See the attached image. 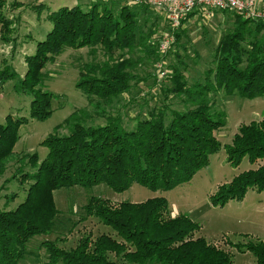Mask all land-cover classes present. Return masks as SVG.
<instances>
[{"label": "trees", "instance_id": "1", "mask_svg": "<svg viewBox=\"0 0 264 264\" xmlns=\"http://www.w3.org/2000/svg\"><path fill=\"white\" fill-rule=\"evenodd\" d=\"M97 6L90 11L73 7L50 12L51 30L25 60L20 89L32 96L31 119L44 121L52 113L51 95L39 89L46 65L65 48H88L92 55L99 50L104 58L81 66L76 88L87 105L70 113L41 143L47 148L46 157L17 156L16 162L31 165L32 183L16 209L0 210V264H20L34 256L31 240L56 228L60 212L55 191L102 184L122 193L138 184L166 192L189 182L221 148L215 133L225 126V118L213 110L215 92L245 99L264 96V21L234 12V26L219 38L204 81L186 85L176 71L170 76L173 92L183 96V109L152 107L135 119L133 128L125 129L119 103L137 84L132 54L137 49L150 53L147 39L155 28L150 23L145 35L148 19L140 22V14L146 13L147 5H137L133 11L124 6L117 15L109 7L97 11ZM0 26L1 32L10 31L1 7ZM9 77L8 73L3 80ZM26 122L8 115L0 125V178L14 158L18 130ZM62 129L65 134H60ZM224 149L230 165H239L246 156L256 168L220 185L210 198L213 207L243 201L250 189L264 192V119L241 125ZM82 211L67 235L89 219L99 229L95 234L83 232L73 247L62 246L67 241L64 235L41 242L39 248L46 253L43 264H232L229 252L195 236L199 227L190 219L171 216L165 198L115 205L90 197ZM236 246L250 252L255 264H264L263 241Z\"/></svg>", "mask_w": 264, "mask_h": 264}, {"label": "rangeland", "instance_id": "2", "mask_svg": "<svg viewBox=\"0 0 264 264\" xmlns=\"http://www.w3.org/2000/svg\"><path fill=\"white\" fill-rule=\"evenodd\" d=\"M94 5H98L95 7L97 11L109 7L114 15L124 6L131 11L138 7L121 0H0L1 12L9 20L10 26L8 32H1L0 26V125L4 124L8 115L27 120L18 130L14 158L0 178V210L16 209L24 201L32 183L28 176L33 172L31 165L27 161L16 162L17 156L36 154L38 160L46 157L47 148L41 143L70 113L87 105L85 96L76 88L81 66L104 58L99 50L92 55L88 48H65L53 62L46 65L39 89L51 95L52 113L44 121L31 119L32 96L20 89V81L27 70L25 60L34 54L37 43L43 41L51 30V23L47 19L50 12L73 7L90 11ZM233 17L232 10H197L177 26H172L167 16L149 6L146 13L140 14V22L148 19L144 27L145 35L148 36L150 23L154 24L152 28L155 30L154 35L147 39L151 46L146 50L150 53L145 54L137 49L132 54L136 62L137 84L129 93L121 96L119 103V118L125 129L133 128L135 119L152 107L159 110L166 107L167 111L183 109L180 103L183 96L173 92L175 84L170 76L176 71L186 85L203 82L219 38L234 26ZM174 32L178 37L173 35ZM168 38H172V42L163 50L161 46ZM118 54L115 56L118 57ZM138 57L142 59L136 60ZM8 73L11 77L3 80ZM212 98L213 110L222 113L225 118V126L215 133L221 148L209 157L207 166L201 168L189 182L166 192H152L138 184L122 193H114L102 184L90 189L72 187L55 191L54 201L60 212L58 225L51 233L31 240L34 256L20 264H43L46 253L39 248L43 241L64 235L67 241L62 246L66 248L73 247L83 232L95 234L99 226L89 219L77 224L67 235L72 223L83 215L82 207L90 197L107 199L115 205L122 202L140 203L154 197L165 198L171 216L182 215L190 219L199 227L195 236L229 252L232 264H255L253 255L240 251L236 245L240 247L256 240L264 242V192L250 189L243 201H229L223 207H213L210 198L220 185L256 168L246 156L239 165H230L224 147L230 144L241 125L264 119V96L245 99L217 91ZM59 132L66 133L64 129Z\"/></svg>", "mask_w": 264, "mask_h": 264}, {"label": "built area", "instance_id": "3", "mask_svg": "<svg viewBox=\"0 0 264 264\" xmlns=\"http://www.w3.org/2000/svg\"><path fill=\"white\" fill-rule=\"evenodd\" d=\"M124 3L137 6L147 5L157 13L167 16L172 26L190 13L197 10H232L244 18L264 20V0H121ZM168 38L161 48L165 50L172 41Z\"/></svg>", "mask_w": 264, "mask_h": 264}, {"label": "crops", "instance_id": "4", "mask_svg": "<svg viewBox=\"0 0 264 264\" xmlns=\"http://www.w3.org/2000/svg\"><path fill=\"white\" fill-rule=\"evenodd\" d=\"M193 17H195V16H193ZM193 17H192V18H193ZM189 19H191V17H189ZM189 19H188V20H189Z\"/></svg>", "mask_w": 264, "mask_h": 264}]
</instances>
